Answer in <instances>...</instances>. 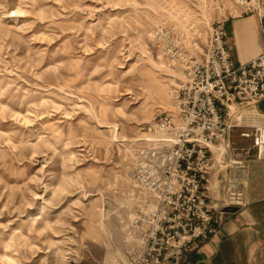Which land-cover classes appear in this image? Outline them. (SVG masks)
I'll use <instances>...</instances> for the list:
<instances>
[{
  "label": "rangeland",
  "instance_id": "1",
  "mask_svg": "<svg viewBox=\"0 0 264 264\" xmlns=\"http://www.w3.org/2000/svg\"><path fill=\"white\" fill-rule=\"evenodd\" d=\"M222 5L0 0V264H134L156 214L185 220L143 205L137 144L182 78L169 37L198 56Z\"/></svg>",
  "mask_w": 264,
  "mask_h": 264
},
{
  "label": "built area",
  "instance_id": "2",
  "mask_svg": "<svg viewBox=\"0 0 264 264\" xmlns=\"http://www.w3.org/2000/svg\"><path fill=\"white\" fill-rule=\"evenodd\" d=\"M223 1L217 0L219 12L226 11ZM229 1L231 18L264 8V0ZM225 22L222 18L211 24L198 56L189 54L183 40L169 37L168 60L180 68L182 78L172 89L171 110L148 127L154 136L138 141L136 176L146 208L154 212L181 208L185 220L156 214L139 239L146 244L134 264H179L187 247L216 233L219 222L207 203L206 185L213 168L212 146L227 133L249 128L241 136L252 140L255 159L263 158L264 123L248 126L246 110L264 100V52L235 65L227 47Z\"/></svg>",
  "mask_w": 264,
  "mask_h": 264
},
{
  "label": "crops",
  "instance_id": "3",
  "mask_svg": "<svg viewBox=\"0 0 264 264\" xmlns=\"http://www.w3.org/2000/svg\"><path fill=\"white\" fill-rule=\"evenodd\" d=\"M225 31L235 65L256 58L264 52V8L227 19ZM246 114L248 126L264 123V100ZM247 129L234 128L212 146L206 196L219 225L194 264H264V155L255 159L252 140L241 136Z\"/></svg>",
  "mask_w": 264,
  "mask_h": 264
}]
</instances>
